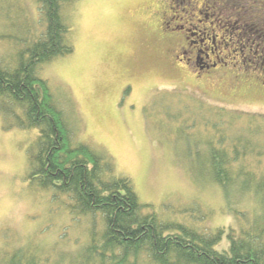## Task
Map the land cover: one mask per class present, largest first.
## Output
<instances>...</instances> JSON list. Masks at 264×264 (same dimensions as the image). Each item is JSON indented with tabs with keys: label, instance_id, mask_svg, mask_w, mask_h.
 Listing matches in <instances>:
<instances>
[{
	"label": "rangeland",
	"instance_id": "1",
	"mask_svg": "<svg viewBox=\"0 0 264 264\" xmlns=\"http://www.w3.org/2000/svg\"><path fill=\"white\" fill-rule=\"evenodd\" d=\"M168 1L75 0L62 13L74 51L42 65L38 76L72 126L74 141L109 157L113 176L127 178L140 203L152 205L162 221L196 225L201 212L208 231L247 225L257 196L235 189L226 194L213 181L207 151L214 120L201 118L221 108L264 117V74L251 68L264 65L262 28L247 1ZM34 2L0 0V62H13L24 40L42 30ZM162 12L176 18L167 30ZM178 25L203 54L215 52L210 61L229 55L247 65L221 62L214 71L192 73L175 58L185 37L170 31ZM35 135L7 127L0 116V248H27L54 264L77 255L91 217L76 218L68 197L40 189L30 177L26 157Z\"/></svg>",
	"mask_w": 264,
	"mask_h": 264
},
{
	"label": "trees",
	"instance_id": "2",
	"mask_svg": "<svg viewBox=\"0 0 264 264\" xmlns=\"http://www.w3.org/2000/svg\"><path fill=\"white\" fill-rule=\"evenodd\" d=\"M34 1L42 30L24 40L13 62H0V116L7 127L36 132L26 160L37 186L68 197L76 218L91 217L77 255L66 261L62 256L54 264H264V117L221 108L201 118L214 120L216 136L209 137L207 151L212 179L226 194L235 189L257 196L252 220L213 231L202 227L201 212L196 225L162 221L152 205L140 203L127 178L113 176L109 157L74 141L72 126L47 81L38 76L42 65L74 51L62 13L75 0ZM238 1L249 2L264 35V0L232 2ZM182 2L176 1V6ZM242 216L247 220V213ZM225 229L227 244L222 246ZM46 261L27 248H0V264Z\"/></svg>",
	"mask_w": 264,
	"mask_h": 264
},
{
	"label": "flooded vegetation",
	"instance_id": "3",
	"mask_svg": "<svg viewBox=\"0 0 264 264\" xmlns=\"http://www.w3.org/2000/svg\"><path fill=\"white\" fill-rule=\"evenodd\" d=\"M195 4L197 3L198 0H194ZM206 1V0H205ZM168 5L172 4V0L168 1ZM197 9V7H194L192 10V13L195 12ZM166 11V9H165ZM164 12V11H163ZM162 12L161 17H160V23L161 25H163L165 27V29L167 30L169 28V26L171 25L172 21L175 20L176 18L174 16H170L167 17L165 16V14ZM166 13V12H165ZM194 14V13H193ZM196 15L201 16L202 15V11H197ZM205 22L203 23H207L208 22V17L205 16ZM200 24H202L201 21H199ZM174 30H178L180 32H184L185 33V37H184V45L181 46V48L177 51L175 58L180 61V62H184L185 65H187L190 69H192V73H208L210 71H214L217 66H219V64L222 62L223 66H226L228 63L232 66H237V69H241L242 67H245L247 64L246 62L243 60L240 63H237L235 58H231L229 55L224 56L223 60H219L217 57H215V61H210L211 58H214L215 56V52L214 51H210L209 55L208 54H203V52L198 49L197 44L193 43L190 41L189 39V32L187 29H185L183 26H175L174 28H170V31H174ZM202 54L204 56H202ZM242 55H243V51H242ZM262 66V67H260ZM252 65V69H258L259 71L263 72L264 74V65ZM209 77V75L207 76ZM264 77V76H263ZM200 78V77H199ZM197 78V80L199 79Z\"/></svg>",
	"mask_w": 264,
	"mask_h": 264
}]
</instances>
